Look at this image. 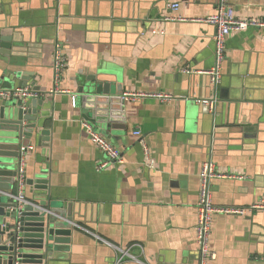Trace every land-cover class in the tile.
<instances>
[{
  "label": "crops",
  "instance_id": "1",
  "mask_svg": "<svg viewBox=\"0 0 264 264\" xmlns=\"http://www.w3.org/2000/svg\"><path fill=\"white\" fill-rule=\"evenodd\" d=\"M225 1L238 20L264 17V0ZM218 2L0 0V35L11 37L7 51L0 48L6 53L0 77L29 73V89L47 103L43 128L23 142L34 147L25 156V177L46 172L41 195L69 206L74 225L84 229L74 226L48 264H112L113 247L145 264H196L198 173L209 159L219 173L242 177L212 181L216 207H250L264 198V29L227 37L214 92L206 73L214 65L215 28L204 19ZM55 44L65 61L64 93L49 95ZM91 76L107 78L119 96L174 97L116 98L112 116L89 124L124 161L103 171L96 170L103 156L81 126L83 112L72 103ZM214 96L213 113L194 102ZM135 131L147 143L152 169ZM31 190L23 187L24 199L36 201ZM210 248L216 254L210 264H264V212L213 215ZM121 264L138 263L125 257Z\"/></svg>",
  "mask_w": 264,
  "mask_h": 264
},
{
  "label": "water",
  "instance_id": "2",
  "mask_svg": "<svg viewBox=\"0 0 264 264\" xmlns=\"http://www.w3.org/2000/svg\"><path fill=\"white\" fill-rule=\"evenodd\" d=\"M10 41L11 37L0 35L1 50L7 51ZM30 77L27 72L16 71L8 77L2 75L0 91L30 88ZM120 92L107 78L86 77L78 87L73 107L77 105L89 124L101 118L104 122L112 116V106L116 98L120 99ZM46 104L40 97L25 101L0 97V264H48L55 248L65 244L61 239L69 237L74 227L69 206L51 205L49 198L41 195L48 185L44 171L25 179L36 201L20 203L14 198L18 193L20 147L43 128L38 123L47 110Z\"/></svg>",
  "mask_w": 264,
  "mask_h": 264
},
{
  "label": "built area",
  "instance_id": "3",
  "mask_svg": "<svg viewBox=\"0 0 264 264\" xmlns=\"http://www.w3.org/2000/svg\"><path fill=\"white\" fill-rule=\"evenodd\" d=\"M179 7L178 3H174L170 6L172 11H176ZM204 22L212 25L215 28V34L213 37L214 44V65L211 69L206 73L210 84L214 90H217V86L221 80V67L222 63L226 59V50H225V41L227 37L232 32H240L245 31L249 28H257L264 29V17L261 19H250V20H238L234 17L233 10L228 6L225 0H219L216 10L213 14L207 16L204 19ZM65 69V61L63 58L62 47L59 44H55L53 48V77H54V89L48 92V94H60L64 93L61 89H59V83L61 80V74ZM188 72V71H187ZM0 97L4 100H28L33 98L40 97V94L30 90L29 88L24 89H12V90H3L0 91ZM140 97H146L151 99H156L161 102H168L172 100L174 97L167 93H156L150 95H144L140 93H123L120 96V100L122 102L134 100ZM196 104L205 107L209 113H213L216 105V97L213 99L205 100V99H197L194 101ZM72 103L74 105V98H72ZM81 126L86 131L89 139L95 145V147L101 152L103 159L98 163L96 170L103 171L108 168L110 165H120L123 164V158L121 153L114 148L105 138L101 137L97 132H95L89 123L84 120L81 121ZM134 136L139 137L140 144L142 145L143 153L149 160L148 167L152 169L153 160L151 155L149 154L147 143L143 137H141V133L139 131H135ZM34 150L32 145H24L20 147V159H19V170H18V193L14 198L18 200L20 203H25V199L22 193L23 187L25 186V156L28 152ZM231 177L235 179H242L240 176H228L226 174H221L216 170L214 163L209 159L203 162L201 165L200 171L198 173L199 180V193L198 200L196 203V224L194 227V242L197 249V261L196 264H210L216 259V254L210 248V235L212 228V219L213 215L226 214L232 216L243 217L248 213L253 211L256 212H264V198L259 199L250 207H231V208H223L216 207L212 201V193H211V184L214 179ZM75 227H78L74 225ZM80 228V227H78ZM84 230L83 228H80ZM99 239L98 237H96ZM104 242L106 245L109 243ZM117 253L112 264H121L123 259L129 258L135 261L138 264H145L138 261L134 256L129 253V249H119L113 247ZM141 249V247L139 246ZM142 250V249H141Z\"/></svg>",
  "mask_w": 264,
  "mask_h": 264
}]
</instances>
